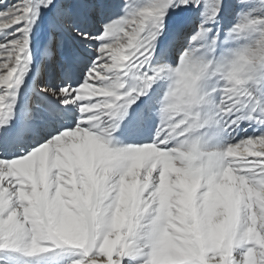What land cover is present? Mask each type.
I'll return each instance as SVG.
<instances>
[{
	"label": "snow or ice",
	"instance_id": "obj_1",
	"mask_svg": "<svg viewBox=\"0 0 264 264\" xmlns=\"http://www.w3.org/2000/svg\"><path fill=\"white\" fill-rule=\"evenodd\" d=\"M235 3L217 58L228 0H0V264H264V11Z\"/></svg>",
	"mask_w": 264,
	"mask_h": 264
},
{
	"label": "rangeland",
	"instance_id": "obj_2",
	"mask_svg": "<svg viewBox=\"0 0 264 264\" xmlns=\"http://www.w3.org/2000/svg\"><path fill=\"white\" fill-rule=\"evenodd\" d=\"M122 2H123V0H122ZM148 2H149V0H135V4L137 6H142L143 4H146ZM229 2L232 4V9L233 10L232 9H231V11L229 10V12L227 13V15L222 12L221 17L219 18L220 21L218 20V22H220V23L218 24V22H217V24L215 26L212 25V27H213V32L214 33L216 32V28L219 27V29H220V36L222 35V38L225 39L224 40V39L220 38L218 43H220V44L221 43H224V44H226L227 47L235 48V47L239 46V44L243 43L244 41H242V40L241 41H235V40H227L226 39L227 29L230 28L231 25L236 22V11L238 10L237 9V6H236V3H235V0H229ZM254 3L257 4V9H256L257 13L264 11V9H260L258 7V0H254ZM200 11H201V9H194V10H191V11H186V12L179 13L177 15L172 10H170L169 17L167 18V26L169 28H172V27L175 26V24L177 22L184 23L185 27H184V33H183L182 39L184 38V43H185L187 41L188 37L191 35V33L196 29L197 24L199 23V18H200L199 17V13H200ZM119 12H120V9H119ZM223 15H225V16H223ZM227 17L230 18V19H228ZM192 18H194V19H192ZM192 22H196V23H194L192 25ZM222 40H224V41H222ZM220 44H218V46H220ZM205 47H208V46H205ZM210 48H211V45L209 46V52H206L205 50H203V51L200 50V54L204 56L205 54L209 53L205 57L206 58L207 57H211L212 52L210 51ZM215 55L217 56V58L219 57V54H218L217 51H216ZM175 59L177 60L178 58H174V59L170 60L169 62H171V61H173ZM153 62L155 63V61H153ZM175 64H176V62L173 65H175ZM206 83H207V86L208 87H211L215 82H213V81L210 82L208 80ZM158 84H159L160 87L161 86H165L166 87L167 84H168V80L167 79L162 80V81L158 82ZM227 133H228V135L227 136L225 135V137L231 136L232 138L235 139L236 137L240 136V135L232 136L230 132H227ZM226 142H227V139L224 142L223 141H220L218 143L219 144H226Z\"/></svg>",
	"mask_w": 264,
	"mask_h": 264
},
{
	"label": "bare ground",
	"instance_id": "obj_3",
	"mask_svg": "<svg viewBox=\"0 0 264 264\" xmlns=\"http://www.w3.org/2000/svg\"><path fill=\"white\" fill-rule=\"evenodd\" d=\"M106 3H108V12L111 14V15H115L117 12H119V9L121 8L122 6V2L121 0H106ZM228 3H229V10L231 11L232 9V4L229 2L228 0ZM233 10V9H232ZM233 12V11H232ZM227 15V14H226ZM225 16V15H223ZM234 16V15H233ZM231 17V16H230ZM223 18V17H222ZM228 18V17H227ZM194 19V18H192ZM230 19V18H228ZM220 21V20H219ZM228 22V21H227ZM196 23V22H192V25ZM220 22H218L219 24ZM228 24V23H227ZM187 26V25H186ZM215 26V25H214ZM46 30H47V19L45 20L44 24L41 25V29H40V33H39V37H38V40H37V48H41L42 47V44L44 42V37H45V34H46ZM213 34H215L213 32ZM220 38H222V35L220 36ZM224 39V38H222ZM225 40V39H224ZM222 40V41H224ZM201 43L204 45L203 48H201V50H205L206 52L209 51V46H210V40H205V41H201ZM226 43V42H225ZM185 43H184V38L182 39H179L177 42H176V45H175V48H180L181 46H183ZM220 44V43H219ZM205 46H208V47H205ZM229 48H232V47H227L226 44L224 43H221L220 46H219V55H222L223 52L226 50V49H229ZM174 58H178V52H173V53H170V56H169V61L174 59ZM32 75H35V73L33 72ZM29 84L31 83V80L29 78ZM30 92L26 93V98H27V95L29 94ZM247 121L245 122H242L241 125L238 127V128H234L230 131L231 135L232 136H235V135H240L242 137V133H243V130H242V124H246ZM145 125V124H144ZM249 125H247L248 127ZM245 128V127H244ZM150 133L148 132V130L146 128H144V126H141L140 127V131L138 133V135H149ZM246 135V134H244ZM243 135V136H244ZM225 144H217L213 147H218V148H222L224 147ZM68 255L67 254H63L59 257H57L55 259V261H52V262H49V264H66V261L68 259Z\"/></svg>",
	"mask_w": 264,
	"mask_h": 264
}]
</instances>
